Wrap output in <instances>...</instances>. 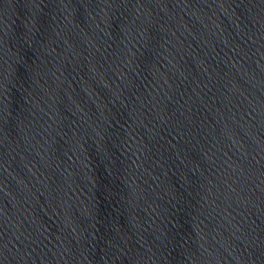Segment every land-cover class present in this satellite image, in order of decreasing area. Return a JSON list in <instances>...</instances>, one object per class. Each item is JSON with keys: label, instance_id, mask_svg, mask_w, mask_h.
Segmentation results:
<instances>
[{"label": "water", "instance_id": "95a60500", "mask_svg": "<svg viewBox=\"0 0 264 264\" xmlns=\"http://www.w3.org/2000/svg\"><path fill=\"white\" fill-rule=\"evenodd\" d=\"M0 264H264V0H0Z\"/></svg>", "mask_w": 264, "mask_h": 264}]
</instances>
